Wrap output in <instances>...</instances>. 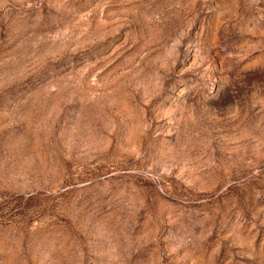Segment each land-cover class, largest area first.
<instances>
[{"label": "rangeland", "instance_id": "374dc122", "mask_svg": "<svg viewBox=\"0 0 264 264\" xmlns=\"http://www.w3.org/2000/svg\"><path fill=\"white\" fill-rule=\"evenodd\" d=\"M0 264H264V0H0Z\"/></svg>", "mask_w": 264, "mask_h": 264}]
</instances>
